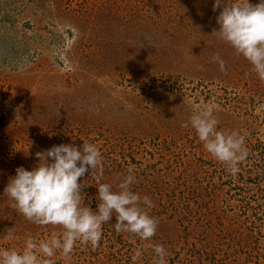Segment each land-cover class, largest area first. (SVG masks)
Returning <instances> with one entry per match:
<instances>
[{
  "label": "rangeland",
  "instance_id": "374dc122",
  "mask_svg": "<svg viewBox=\"0 0 264 264\" xmlns=\"http://www.w3.org/2000/svg\"><path fill=\"white\" fill-rule=\"evenodd\" d=\"M212 4L0 0V247L21 250L27 235L62 232L28 221L4 195L16 168L31 170L35 153L54 145L90 142L102 152L101 182L134 170L157 232L140 240L117 232L113 217L97 246L77 243L52 264H154L150 243L165 247L166 264H264V80L214 33ZM208 104L218 130L244 137L235 174L183 126L195 105ZM79 182L82 204L95 209L94 175Z\"/></svg>",
  "mask_w": 264,
  "mask_h": 264
},
{
  "label": "clouds",
  "instance_id": "9594fccd",
  "mask_svg": "<svg viewBox=\"0 0 264 264\" xmlns=\"http://www.w3.org/2000/svg\"><path fill=\"white\" fill-rule=\"evenodd\" d=\"M219 38L229 44L252 66L259 79L264 80V0L253 5L250 0H213ZM213 60L224 70L225 62L217 54ZM216 105H195L184 127L191 126L203 148L226 169L235 174L239 163L246 158L243 135L238 130H218ZM39 163L31 170L17 167L4 189L13 206L28 221L41 225L60 226L59 235L37 241L25 237L21 250L0 247V264H52L58 253L69 257L77 243L97 246L103 226L115 217V230L129 233L143 241H151L159 221L150 215L153 202L147 195L134 190L137 177L129 168L127 174L113 185L101 182L104 172L103 156L99 147L83 142L54 145L35 153ZM90 170L97 183L96 208L82 204L84 193L80 178ZM15 238L14 228L7 230L4 239ZM154 264H166L167 250L162 244L148 245ZM143 250L138 248L132 260L138 261Z\"/></svg>",
  "mask_w": 264,
  "mask_h": 264
}]
</instances>
